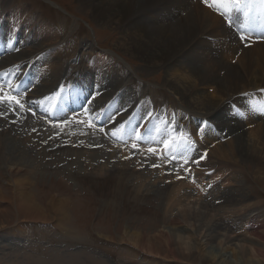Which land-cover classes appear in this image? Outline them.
Segmentation results:
<instances>
[{
	"label": "rangeland",
	"instance_id": "obj_1",
	"mask_svg": "<svg viewBox=\"0 0 264 264\" xmlns=\"http://www.w3.org/2000/svg\"><path fill=\"white\" fill-rule=\"evenodd\" d=\"M221 2L223 0H217L215 3L216 7L214 6V8L224 11L231 18H234L236 14L230 10V6L221 4L219 7ZM82 3L81 0H0V5L6 6V10L3 11V15H6V18L0 17V46L3 45V48L0 49V65H6L12 61V65L18 63L25 70L27 63L28 65L30 64L27 59L32 55L41 54L40 59L33 63L25 80L36 82L37 79L38 83L33 88L37 91V95L40 93L39 97L44 96L42 101L44 105L52 101L53 96L51 91L57 87L61 79L70 75L69 72L71 70L72 72H79V70L84 69V72L80 73L83 80L80 84L77 83L72 86L71 95L72 89L74 90L86 82L87 77H85V74L90 71H97L98 75L97 78L95 77L96 81L91 80L85 84L92 87H87V89H90L89 99L84 100L85 102L81 105V110H88L87 105L85 109V104L93 100L94 94L101 91L104 92V88H107L106 90L109 92L106 94L110 96L116 94L115 98H117L114 101H110V105H106L103 109L99 110L107 113L108 117L111 114L113 117L119 115L122 111L119 108L122 109L124 104H128L133 99L130 97L132 92L133 94L142 93L139 96L143 97V101H149L151 98L156 104L166 109L173 108L177 110V107H180V109L183 108L185 110L186 108L197 119L212 118L213 125L207 124L201 139H195V143L201 149L216 143L208 154V157L211 159H208L206 164L210 169L218 161L224 163L225 166L228 162L233 164V159H225V156L232 155L233 145H236L235 136L230 141L224 143L220 142V140L225 138L223 136L227 134L235 132L236 135L234 123L244 125L242 129L247 132L245 129V126L247 127L245 123L247 117L239 115L241 117L240 120L236 117L238 114L233 120L221 118V116L204 117L203 115L206 112L200 111L195 107V103L191 101L193 94L189 93V88L190 84H192V78L186 84L184 93H181V91L175 92L176 90L169 84L171 79L169 81L166 80V77H169V74L166 75L167 65L152 69L136 54L124 52L123 50H127V48H120L118 43L119 40H124L123 31H120L118 26H113L111 29L104 28V26L102 28L103 23L94 17L92 9L84 6ZM1 6L0 9L2 11L3 8ZM178 9L172 14V16L177 15L178 19L177 16L175 18L171 16L167 21L161 18L158 23H161V27H164L171 33L179 21L184 19V26H181L179 23V29L182 35L188 30L191 41L179 54V56H183L186 51L191 50L196 45H194V39L201 33V28L196 23V17L202 16L205 18L204 12L207 13V11L206 8H203L195 0H188L184 6L178 7ZM149 11L150 8L147 9V12ZM212 13L214 14V12ZM209 22L214 41L220 46L222 38L220 37L219 29L212 20H209ZM255 25L256 23H254ZM19 26L20 32L16 41L17 45L11 47L10 39L16 30L14 27ZM39 26H41V30ZM46 29H49V31ZM163 31L166 32L165 30ZM51 32L54 35H50ZM28 35H30L29 38H27ZM43 37H45V40H43ZM254 37H256V34H252L251 40ZM258 43L256 42L253 45L254 48L257 47ZM19 46L22 49L14 51ZM91 48L92 50H90ZM43 53H48L49 55ZM94 58L95 60L102 59V64L99 65L101 68L96 65L97 62L94 61ZM173 61L171 60L169 65ZM57 62L61 65L59 70L56 65ZM183 63H185V60H183ZM51 66L56 67L57 70L53 71L55 68L53 67V69ZM31 73L36 75L37 78L31 80ZM133 73L134 76L131 75L126 80H123ZM187 73L188 71L185 72V74ZM199 73L202 74L200 84L205 83L207 80L211 81L213 78H215L213 84L219 82V77L213 73H209L204 67ZM43 74L44 77L42 76ZM98 78L103 79L98 81ZM134 78V83L128 87L130 89H127V83L131 82ZM50 79L52 80L50 81ZM117 85H120V89L112 91ZM217 85L205 89L197 87L198 91L206 93L202 99L200 98L196 101L203 100L204 98L209 103L216 101L218 97ZM121 92L127 93L128 97H124ZM106 94L97 98H102L105 95V99L107 97ZM256 94L258 92L249 95L248 98H253ZM262 95L264 96L263 93ZM95 101L98 102L93 103V105L91 104V112L98 108L100 102H102L101 99ZM230 101L234 100H228L224 106L229 112H231V107L228 106H231ZM1 104L0 102V106ZM243 108L248 110V105L245 102H243ZM6 109L8 110L7 107ZM232 110L234 111L233 108ZM147 111L148 108L145 110L142 106L139 109L132 108L130 110V112H136L137 120H140L142 115H146ZM51 113L52 111L49 112V114ZM215 114L220 115L221 112ZM62 116L63 121L70 117ZM108 120L111 121L112 119L109 118ZM254 120L258 119L250 120V123ZM72 121L73 124L68 126V128L70 133L74 135L77 132L76 128H83L85 125L76 124V118H73ZM193 121L194 119L189 124L192 134L195 129V125L192 124ZM129 122L130 125H133L132 129L138 124V121L132 123L133 119L129 120ZM117 124L122 125L123 123L115 122V126ZM1 126L10 131H6L0 135V264H135L137 258H139L142 264H219L218 259L210 262L205 256H202L197 250L198 247L193 238L187 241L194 247V253L191 255L184 250L183 246L177 243L178 240L175 238L174 249L177 252V256L174 257L169 256L168 250L165 252L160 250L159 254L158 241H145L143 238L144 234H147L151 239L154 235L156 237L159 233L164 232V230H161L164 226L166 227L165 231L170 230L173 237H175V231L179 227L182 229L181 224L177 225L175 223L174 226H169L170 215L165 213L164 201L165 196L172 190L177 191L179 195L185 196L184 190L186 192L189 190L185 186H181V192L179 191L178 184V186L173 185L167 190L161 191L168 187V181L166 180L169 177H163L164 181H166L165 186L167 185V187H161L160 191L152 193H138L135 191L136 188H134L137 182L132 179L137 176L138 179L143 178V171L140 172L142 175L132 173L131 171L126 173L127 171H120L121 166H115L117 172L110 173L113 170L110 166L120 163H117V161L110 163V160L115 159L114 156L119 154V150L117 147L107 145L113 143L103 140L97 135H92L95 131L94 129H90V132L87 131L86 136L83 134L85 133L84 131H80L78 135L81 138L77 137V140L86 141L90 135V142L96 143L95 145H102L101 150L85 152L82 149L65 148L46 153L43 149L39 151L42 143L46 144L44 146L45 149H49L66 140L64 135L68 131L65 132L62 123L59 126V130L62 132H59L55 127H49L43 116L37 121L23 118L20 122L13 121L9 123L0 117ZM124 126L126 127V123ZM21 127H23V130H21ZM165 127L163 123L154 121L152 128L148 126L145 128L147 133H150V138L147 137V139L154 143L152 141L154 137H161L166 131ZM42 131L46 135L50 133L54 135L50 134L47 140L42 139L44 136ZM56 132L63 135L55 137ZM37 140H41L42 143L35 144ZM68 141L76 142L72 138H68ZM13 146H16L15 149ZM147 148L148 146L145 147V149ZM181 149L180 147L179 150ZM197 149L198 147L196 146L189 151L195 153V155L187 152L188 156L185 162L187 165L193 161L194 167V160L201 155V151L199 154ZM181 152L184 154L183 150ZM151 154L154 155L155 152ZM214 157L217 159H212ZM72 158H75V160L73 161ZM107 158L106 162L100 161ZM148 159L147 156L140 157L139 160L134 162L137 163L135 166H144V162H148ZM241 159L244 175L241 168H237L236 172L238 176L235 179L236 183L234 187L239 194V205L241 207H248L249 209L243 213H237V207H235V212L232 209L226 212L220 211L218 207L216 210H211L210 207L216 202H212V204L208 205V208L214 214L219 213L221 215L220 223L228 228L231 237L236 242L243 243L245 246L249 244L246 246L248 250L247 256L251 257L252 262L259 261L262 263L260 259L264 260V249L256 251L255 255L250 244L252 242L257 243L256 240L264 244V217H259L260 213L264 215L263 212H259L264 210V183L250 174L253 166L259 159L246 155H242ZM148 166H144V169L154 178L159 176L160 171L163 173V170L160 168L151 170ZM56 168L59 170H56ZM128 168L130 170L133 169L129 165ZM230 171H232L231 168ZM78 172L84 173L79 175ZM100 173H110L111 175L108 174V177L100 180L98 178ZM85 174L87 176H89L88 174H92L93 176L84 178ZM239 175L241 178L242 176L245 177L244 181H242L244 188L247 191L251 189L254 194L250 195L249 191L247 193L244 191L243 186L239 184ZM185 178L189 182V178ZM207 178L209 181H212L209 177ZM65 180L67 181L65 182ZM67 182L70 187L67 185ZM196 182L198 181L191 180L189 183L197 188L195 186ZM190 188L194 191V188ZM24 193L31 205H35V210L30 212L38 214L39 218L29 219L26 217V214L18 211L19 205H24V201H21L20 198ZM57 204H60V206H57ZM139 205L144 207H140ZM56 207L59 209H56ZM140 210H143V212ZM251 213L254 216L252 218L247 217ZM93 218L95 219V223L93 222ZM44 222H51L52 226H56L57 229L52 230V226L50 225H44L46 227H39L37 225ZM244 222L246 225L243 224ZM161 224L163 225L161 226ZM19 225L22 227L18 228ZM249 225L252 226V230L243 231L244 226ZM96 237L101 240L96 239ZM107 240L123 247L109 245ZM148 242H152L153 245L147 244ZM161 244L166 245L167 239L163 238ZM219 244L220 242L216 240L208 245L214 247L216 254L222 255L224 254V250H220V247L217 246ZM217 247L219 252L218 250L216 252ZM253 248H257V245H253ZM231 250L228 249L225 252L227 259L233 260L237 264H242L241 260H234V254L231 253ZM110 252L116 254L117 257L114 258L110 255ZM172 253L176 255L174 252ZM141 263L137 262L136 264Z\"/></svg>",
	"mask_w": 264,
	"mask_h": 264
},
{
	"label": "bare ground",
	"instance_id": "obj_2",
	"mask_svg": "<svg viewBox=\"0 0 264 264\" xmlns=\"http://www.w3.org/2000/svg\"><path fill=\"white\" fill-rule=\"evenodd\" d=\"M81 1L83 2L82 4L84 6L91 8L94 17L98 21L103 23L102 28L104 26V28L111 29L113 28V26H118L120 28V31L121 30L123 31L124 40L123 41L119 40L118 43L120 45V48L122 47L127 48L128 51L123 50L124 52H127L129 54L131 53L136 54L147 63L149 68L152 69L158 67H164L167 65L166 75L169 74L170 78L166 77V80L169 81L171 79V82H169V84L172 85V87L176 90L175 92L181 91V93H184L186 84L188 83V81H190L189 79L192 78L191 80L192 84H190V88H189V93L193 94L191 101L192 103H195V107L198 108L200 111L206 112L203 115L204 117L221 116V118H225V119L229 118L230 120H233L238 112L244 114L240 116L247 117V120L245 122L247 125V127L245 126L247 132H245L242 129L244 125L234 123L236 135L234 132L232 134H227L224 136L227 137L229 135L231 138L235 136L236 145H233L234 147L232 149V155L225 156V159L232 158L233 164L228 162L227 165L225 166L224 163L218 161L217 164H214L212 166L211 174L208 175V177L212 181L211 183L208 182L209 184H205V186L209 188L207 195H204L199 191L198 188H195L192 185H190L189 183L190 181L188 182L186 178L185 180H182L181 182L177 183L179 185L180 192H181V186H185L186 188L189 189L188 192L184 190L185 196L179 195L177 191H173V190L170 191L169 194L165 196V201H164L165 213L167 215H170V220L168 222L169 226H174L175 223L177 225L181 224L182 229L181 227H179V229L175 231L176 232V234L174 235L175 237H173L170 233V230L165 231L166 227L164 226L163 228H161V230H164V232L159 233L156 237L154 235L152 239L149 238L147 234H144L143 237L144 240L158 241L159 254H160V250H162L163 252L168 250L170 257L177 256V252L174 249L175 238H177L178 240L177 243L183 246L184 250H186L189 255L194 253L193 245L187 242L190 238H193V240H195L196 242V245L198 247L197 250L199 251V253L202 256H205L206 259H208L210 262H214L215 259H218L219 264H237L233 260L231 261L227 259V257L225 256V252L228 249H232L231 253L234 254L235 261L241 260L242 264H264V260L261 259L260 261H262V263L259 261L253 263L251 257L247 256L248 250L246 246H248L249 244L245 246V244L243 243L241 244L239 242H236L235 239L231 237L228 228L224 227L220 223L219 220L221 219V215L219 213L214 214L211 211V210H216L217 207L219 208L220 211H224V212L229 211L230 209L234 210L235 212V207H237V211H236L237 213H243L244 211L249 209L248 207H241L239 205L240 204L238 199L239 194L236 192V188L234 187L236 183L235 179L238 176L236 172L237 168H241V171L244 175L243 166L241 165L242 155H246L249 157L251 156L252 158L259 159V161L253 166L250 174L254 178L264 183V96L262 95V93L264 94V86H263L264 85V41L259 42L257 47L254 48L253 45L255 43H252L251 36L252 34L255 33H251L248 31L246 33L247 35L246 41L241 43L238 40L237 36L227 27L226 23L217 14L215 13L213 14L212 12L208 11V9H206L207 13L204 12L205 18L199 15H198L199 17H196V23H198V25L201 28L200 35L196 36L194 39V45L195 44L196 45L191 50L186 51L183 54V56H179V54L183 51V49H185L188 46L189 42L191 41V36H189L188 30H186L184 35H182L179 29V23L181 26H184V19H181L179 21L178 25L175 26V28L171 33H169V31L166 30L164 27H161V23L158 22L161 20V18L167 21L175 12V10H179L178 7L180 8L184 6V4L188 2V0H81ZM210 2L212 3V0H210ZM223 2L219 4V7L221 4L222 5L226 4V3L223 4ZM213 6H215V3H213ZM1 7L3 8L1 11V13L3 14L4 13L3 11L6 10V6L4 5ZM148 8H150L149 12H147ZM230 10L236 14V9L234 7L230 6ZM176 16L177 15H173L172 17L175 18ZM232 19L236 21L239 19V17L236 15ZM209 20H212V22L219 29L220 37L222 38V44L220 46L216 44L214 41L210 29ZM253 23L254 20L251 21L252 25H254ZM239 26L240 27L242 26L241 22H239ZM39 29L41 30V26H39ZM46 30L49 31V29ZM163 30H165L166 32H164ZM47 31L45 32L47 33ZM257 33H260L261 36H263L264 30H260ZM50 35H54V34H52L51 32ZM43 40H45V37H43ZM2 48L3 45L0 46V49ZM251 48L252 50H250ZM90 50H92V48ZM171 60L174 61L171 65H169L171 63ZM183 60H185V63H183ZM94 61L97 62L96 65L98 66L102 64L101 58L96 60L94 58ZM29 63L31 64V60H29ZM11 65H12V61L6 65H0V69H2L1 71L6 70V74L8 75H14V74L16 75L18 73L20 75L24 73V70L21 68L20 64L14 63L12 66ZM56 65L59 70L61 68V65L58 62L56 63ZM203 67L209 73H213L214 75L219 77V82L213 84L215 80V78H213L211 81L207 80L205 82L207 84L205 83L200 84V78L202 74L199 73V71ZM52 68L51 70L55 68L53 71L57 70L56 67H54L53 69ZM25 71H28V67H26ZM186 71H188L187 74H185ZM81 72H84V69L80 70L78 74H76V77L80 76ZM222 72H224L223 76H222ZM4 74L5 72H2L1 75ZM97 75H98L97 71H90L89 73L85 74V77H87L86 82H84L80 87H77L74 90L72 89V100L74 102L73 104L68 103L65 96L57 99L56 104L53 106L56 105L59 106V111L57 112V115L59 117L61 116L63 118L62 115H64V117L65 116L71 117L73 115V114L70 115L71 110L75 109V112L81 110V105L84 104L85 102L84 100L89 99L90 89H87V87H92V86H87L85 84L91 80L96 81L95 77L97 78ZM131 75L134 76V73L129 74L123 80H126ZM107 76L109 75L107 74ZM71 78L73 77L71 76L67 81L69 82ZM102 79L103 78H98V81L99 80L101 81ZM51 80L52 79H50V81ZM81 82L82 81H80L78 84H80ZM59 83L60 82H58V84ZM120 85L119 87L117 85L115 89H112V91H115L118 88L120 89ZM213 85L218 86L217 89L218 97L216 101L209 103L206 100V98L200 101H196L197 99L200 98L202 99L206 93L204 91L202 92L198 91L197 87L205 89V88H210ZM93 88H95V86H93ZM106 89L107 88H104V91ZM256 92H258V94L254 95L253 98H248L249 95L255 94ZM121 94L124 97H128V94L125 92H121ZM38 95H37V91H35L33 88L32 97L34 99L40 98ZM133 95L134 94L131 92V97H133ZM104 96L101 98L102 102H105L106 105H110L111 99L115 98L116 94H112L111 96L107 95L105 99ZM230 99L234 100V102L236 103V104L234 103L235 106L233 107V109L235 107L237 108L236 111L235 110L233 111L231 108V112H229L228 109L224 107L225 104ZM243 102H245L248 105V110H245L243 108ZM86 105L87 103L84 106L85 109H86ZM252 109L255 110L252 111ZM54 110L55 108L51 109L52 112H54ZM185 111L188 112L190 116L195 117L186 108ZM97 112H98L97 119L99 120L100 124H107V122H109L108 120L109 117L107 116V113L103 111H97ZM217 112H221V114L220 115L215 114ZM144 116L145 115H142L140 120H138V123L141 122V119ZM240 116L238 115L236 117L240 120L241 118ZM253 119H258V120H254L252 123H250V120ZM196 120L200 121V119H197L195 117L192 123L193 125H195ZM208 120L210 122L208 124L212 126L213 125V122L211 121L212 118ZM61 123L65 132H67L68 131L67 129H69L67 124L63 120H61ZM124 124L125 123H123L122 126H124ZM153 125H154V120L150 123L148 127L152 128ZM117 126H121V125L119 124H117L116 126L114 125L110 127V129L112 130L114 127ZM132 127L133 125H130V128ZM57 129H59V127H57ZM69 132L70 131H68L67 134ZM79 132H77V137L81 138V136L78 135ZM114 133L116 134L115 131ZM157 138H159V141L163 143L164 138L159 136H155L152 141L156 143ZM15 147L16 146H13L14 149ZM143 149L145 148L143 147L141 149V152H143ZM181 150H179L178 154L186 155L187 157L188 156L187 152H184L183 154ZM189 153L191 155H195V153L192 152ZM200 158L201 155L196 159H200ZM208 159L211 158L208 157ZM212 159H217V158L214 157ZM184 165L186 164L184 163ZM197 166L199 167V165H194L193 167V161L189 163L188 166L190 167V169L188 168L190 170V176L188 177L189 180L199 181V178H201L202 174L200 171H198V174L192 178L193 173L197 171L196 170ZM230 168L232 169L233 172L230 171ZM143 173H144L143 178L138 179L137 176L132 179L133 181L137 182V183L135 182L136 184L134 188H136L135 191H137L138 193L141 192L152 193L154 191H158L157 189L158 185L160 186V188L165 186L163 177L160 178L162 171L159 172V176L156 178H154L151 174H149L145 169L143 170ZM221 176H223L224 178L220 182V184L218 183L219 184L218 186L212 184L214 178ZM238 178H239V184L242 185V181H244L245 177L242 176L241 178V176L239 175ZM177 184H175V186H178ZM190 187L194 188V191H192ZM244 191H246V193L249 191L250 195L254 194L252 193L251 189L247 191L246 188H244ZM20 198L21 201H24L25 206L23 204H20L19 205L20 207H18V211L20 213L26 214V217L29 219L39 218L38 214H32L30 212L35 210L34 209L35 205L33 204L31 205L29 199L25 196V193ZM212 202H216V203L210 207L211 209L210 210L208 208V205L212 204ZM57 206H60V204H57ZM56 209L59 208L56 207ZM259 212L264 213V210ZM253 216L254 215H252V213L250 215H247V217H251V218ZM260 216L264 217V215L261 213L259 214V217ZM243 224L246 225L245 222ZM249 227L252 226L249 225ZM163 238L167 239L166 245L161 244V240ZM214 240L215 241L218 240L220 242V244L217 246L220 247V250L222 251L224 250L223 252L224 254L222 255L216 254L214 247L208 245L211 242H215ZM256 241L257 243L252 242L250 244L251 248L255 252V255H256V251H261L262 249H264L263 242L259 240ZM147 244L153 245L152 242H148ZM253 245H257V248H253ZM218 247L216 249V252L217 250L219 252ZM236 249L237 251H235ZM172 252H174L176 255H173ZM202 262L205 263L204 260H202Z\"/></svg>",
	"mask_w": 264,
	"mask_h": 264
},
{
	"label": "snow or ice",
	"instance_id": "obj_3",
	"mask_svg": "<svg viewBox=\"0 0 264 264\" xmlns=\"http://www.w3.org/2000/svg\"><path fill=\"white\" fill-rule=\"evenodd\" d=\"M204 2L206 3V4H208V6L209 7H212L213 6V3H216L217 2V0H212V3H209V0H204ZM246 39H247V37L245 36V35H243V34H241L240 36H239V40L241 41V42H244V41H246ZM2 100H7V101H9V102H15L17 105H18V107L19 108H24V104H22L21 102H20V100L19 99H17L16 98V96H0V101H2ZM252 110H255V109H252ZM85 111H87V110H85ZM238 115H244L243 113H237ZM111 119V118H110ZM92 125L89 123V127H91ZM138 139L140 138V137H137ZM168 145H167V143L165 144V147H167ZM132 147L133 148H136L137 147V145L136 144H133L132 145ZM148 151L150 152V153H154L155 152V149H152V148H150V149H148ZM205 156H206V154H205ZM201 159H204V156H202L201 157ZM197 163H199V161H197ZM153 167H158L157 165H153ZM186 171H190V170H188V169H185ZM179 178V177H178Z\"/></svg>",
	"mask_w": 264,
	"mask_h": 264
}]
</instances>
